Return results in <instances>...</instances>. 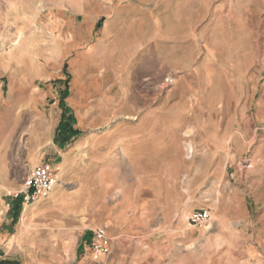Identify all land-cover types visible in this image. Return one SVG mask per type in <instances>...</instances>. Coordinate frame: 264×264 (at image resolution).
<instances>
[{"label":"crops","instance_id":"obj_1","mask_svg":"<svg viewBox=\"0 0 264 264\" xmlns=\"http://www.w3.org/2000/svg\"><path fill=\"white\" fill-rule=\"evenodd\" d=\"M46 1L50 12L42 37L45 63L35 66L33 56L29 62L20 56L14 66L0 70V83L5 82L3 87L10 92L8 99L0 100V261L97 264L88 251L92 228L97 226L106 228L109 240L100 264H113L118 256L127 261L129 254L142 258L159 232L144 238L143 209L147 212L156 200L154 192L140 188L135 169L146 162L147 148L162 155L169 144L147 135L166 129L167 123H162L166 111H139L133 92L159 83L165 73L173 80L183 74L202 78L212 89L219 85L214 79L218 70L225 71L234 62L240 68L236 2ZM222 54L226 67L220 64ZM41 80L58 95L49 111L44 99L34 98ZM195 88L198 92L200 87ZM242 109H247L246 102ZM214 111V105L207 106L204 113L210 127L217 121ZM63 112L69 129L76 132L65 142L57 139ZM144 115L137 126L129 124ZM257 117L259 123L264 121L262 110ZM221 119L223 133L204 141L213 144L212 151L226 164H233L245 151L244 134L233 130L231 113H223ZM107 120L113 124L104 129ZM198 120L199 127L205 125L199 115ZM21 138L23 146L17 143ZM257 142L250 167L262 173L264 137ZM46 160L57 180L47 196L28 203L22 195L13 196L23 188L21 179L28 171ZM112 190L118 201L110 209ZM97 214L100 220L94 217Z\"/></svg>","mask_w":264,"mask_h":264},{"label":"rangeland","instance_id":"obj_2","mask_svg":"<svg viewBox=\"0 0 264 264\" xmlns=\"http://www.w3.org/2000/svg\"><path fill=\"white\" fill-rule=\"evenodd\" d=\"M53 1L55 4L57 0ZM47 2L0 0L1 71L14 66V59L20 61V56H33L35 66L45 63L41 54L46 45L42 39L46 33L44 19L50 12L45 8L50 5ZM235 2L240 68L233 66L236 62L227 66L226 54L219 56H224L220 64L227 69L216 72L218 87L206 88L204 79L186 77L187 74L173 80L168 73L159 83L139 89L135 85L136 109L160 108L167 113L162 115L166 129L147 133L150 140H168L167 153L161 155L154 153V147L147 148L150 155L135 169L141 177L140 188L154 192L156 200L148 205L147 212L143 209L144 238L157 231L159 236L147 245L142 258L129 254L130 258L123 262L118 256L113 264H264V172L250 167L251 153L258 139L264 137V121L259 123L257 119L260 110L264 116V0ZM48 83L41 80L33 92L34 98L46 101V111L58 96ZM4 84L0 83V100L8 99L10 94ZM196 86L200 87L198 92ZM244 102L246 110L242 109ZM197 105L203 109L197 111ZM213 105L217 121L210 127L211 121L204 113L207 106ZM228 112L233 130L242 131L245 142V151L233 164H226L221 155L212 151L213 144L204 141L223 133L221 116ZM198 115L205 121L202 127L198 126ZM145 117L130 119L129 124L137 126ZM108 121L102 128L113 124ZM17 143L23 146L25 139ZM21 180L24 185V178ZM113 191H109L107 200L110 209L118 201ZM202 208L210 210L211 219L206 224L190 226L187 217ZM94 217L100 220L101 215ZM96 258L100 264L103 256Z\"/></svg>","mask_w":264,"mask_h":264},{"label":"built area","instance_id":"obj_3","mask_svg":"<svg viewBox=\"0 0 264 264\" xmlns=\"http://www.w3.org/2000/svg\"><path fill=\"white\" fill-rule=\"evenodd\" d=\"M57 180L54 178L52 167L47 162H42L41 165L31 169L23 185V188L14 193L13 196H24L25 202L43 199L47 193L54 187ZM211 219L210 210L202 208L200 211L192 212L187 217V222L190 226H199L206 224ZM88 251L91 255H105L109 251V240L106 236V228L97 226L92 228L91 237L89 240Z\"/></svg>","mask_w":264,"mask_h":264},{"label":"trees","instance_id":"obj_4","mask_svg":"<svg viewBox=\"0 0 264 264\" xmlns=\"http://www.w3.org/2000/svg\"><path fill=\"white\" fill-rule=\"evenodd\" d=\"M61 117L62 119L57 128V132H58L57 139L58 141L65 142L68 141L76 132L69 129V124H70L69 117L66 116L64 112L62 113Z\"/></svg>","mask_w":264,"mask_h":264}]
</instances>
